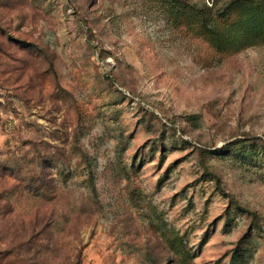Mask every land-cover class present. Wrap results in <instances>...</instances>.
Wrapping results in <instances>:
<instances>
[{"label": "rangeland", "instance_id": "1", "mask_svg": "<svg viewBox=\"0 0 264 264\" xmlns=\"http://www.w3.org/2000/svg\"><path fill=\"white\" fill-rule=\"evenodd\" d=\"M212 1L0 0V264H264L262 12Z\"/></svg>", "mask_w": 264, "mask_h": 264}, {"label": "trees", "instance_id": "2", "mask_svg": "<svg viewBox=\"0 0 264 264\" xmlns=\"http://www.w3.org/2000/svg\"><path fill=\"white\" fill-rule=\"evenodd\" d=\"M217 1L218 0H213L211 6H208L206 4L203 5V7L200 9V12L202 14H209V15H211L213 13L215 14L216 12H215L214 8H215V5H216ZM224 2H225L224 4L226 6H225V8H224V10L222 12H218L220 15H227L228 13L231 14V12L235 9V7H239V6L240 7H245L247 9H249V8L255 9V7H256V11H259L257 13H260V12H262V13L259 14L260 15L259 16L260 21L259 22L256 21L257 23L253 25V29L255 31L257 29H259V27L261 29L262 28L264 29V16H263L264 12L262 11V7L263 6H262V4L260 3L259 0H227V1H224ZM253 12L255 13V10H253ZM261 17L263 18V20H261ZM206 20L208 21V19H206ZM208 24H209V21L205 25H208ZM210 28H211V25H210ZM241 30H242L241 28H236V31H241ZM216 35H218V34H216ZM242 36H243L242 33H238L236 35L229 36L227 38V40L229 39L232 42L238 40L237 42H240V40L244 39V37H242Z\"/></svg>", "mask_w": 264, "mask_h": 264}]
</instances>
